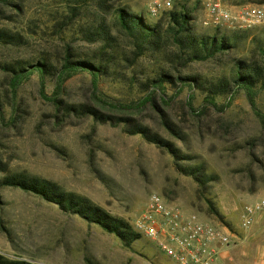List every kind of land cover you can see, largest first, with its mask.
Instances as JSON below:
<instances>
[{
	"label": "rangeland",
	"instance_id": "1",
	"mask_svg": "<svg viewBox=\"0 0 264 264\" xmlns=\"http://www.w3.org/2000/svg\"><path fill=\"white\" fill-rule=\"evenodd\" d=\"M26 1L25 14L16 18L15 23L0 17V28L23 32L30 40L22 48L0 47V65L16 59L42 58L59 65L68 45L82 52L94 49L77 41L72 31L57 34L54 15L59 9L58 0ZM127 3L134 11L157 19L148 13L151 0H127ZM220 70L217 61L192 68L193 72L208 75ZM7 80L0 69L2 92L8 91ZM48 84L52 86L50 81ZM65 88L68 101L92 103L88 75L75 76ZM100 92L118 101L142 96L137 90L112 80L102 82ZM47 93L51 95V89ZM19 96L24 109L22 121L17 128L0 126V150L10 169L54 181L66 191L90 198L130 224L143 212L150 196L160 194L185 215L241 235L239 226L244 207L264 199V126L243 96L224 115L210 111L201 118L192 116L185 106L186 93L170 108L173 120L190 135L185 146L188 152L206 160L218 178L205 192L192 179L176 171L169 154L138 136L126 135L119 127L96 124L85 118L57 121L52 104L40 96L37 76L21 87ZM202 100L199 94L197 106ZM260 106L264 110V96L260 98ZM3 112L9 120L10 105H5ZM135 116L166 135L151 112ZM206 200L216 204L223 221L210 215ZM149 248H154L153 244L143 238L133 253L114 236L65 214L57 206L20 190L1 192L0 254L10 259L31 264H89L86 258L90 257L92 264H156L155 258L148 254Z\"/></svg>",
	"mask_w": 264,
	"mask_h": 264
},
{
	"label": "trees",
	"instance_id": "2",
	"mask_svg": "<svg viewBox=\"0 0 264 264\" xmlns=\"http://www.w3.org/2000/svg\"><path fill=\"white\" fill-rule=\"evenodd\" d=\"M26 2L0 0V17L15 23L16 18L25 14ZM248 2L264 6V0ZM58 8L54 15L57 34L72 31L77 41L94 46V49L82 52L68 45L59 65L49 63L46 58L36 61L16 59L1 64L0 69L8 79V91L2 92L0 88V126L17 128L23 119L21 113L24 114L20 89L37 76L40 96L52 104L57 121L85 118L96 124L119 127L126 135L138 136L169 154L176 171L192 179L204 192L218 178L206 160L188 152L185 147L190 135L170 114V108L179 97L186 93L187 110L192 116L201 118L210 111L227 114L243 96L264 126V110L260 106V98L264 96V26L199 32L196 12L200 7L192 0L176 1L172 10L163 12L156 20L141 11H134L127 0H58ZM29 40L23 32L0 28L2 48H22ZM210 61H217L221 66L217 74L192 71L194 65ZM83 74L91 80L92 103H72L65 98L66 83ZM111 80L137 90L142 96L131 101H118L104 95L100 85ZM48 88L51 95L47 93ZM199 94L203 100L197 106ZM7 104L11 107L9 120L3 112ZM145 111L154 115L166 135L135 116ZM102 179L106 185V180ZM5 189L20 190L57 206L65 214L114 236L133 253H136V244L144 238L133 224L113 215L90 198L66 191L54 181L11 170L0 150V198ZM206 203L210 215L223 221L216 204L211 200ZM86 261L92 264L90 257ZM0 264L31 263L0 254Z\"/></svg>",
	"mask_w": 264,
	"mask_h": 264
},
{
	"label": "built area",
	"instance_id": "3",
	"mask_svg": "<svg viewBox=\"0 0 264 264\" xmlns=\"http://www.w3.org/2000/svg\"><path fill=\"white\" fill-rule=\"evenodd\" d=\"M176 1L151 0L148 13L159 18L173 9ZM204 12L202 25L215 30H245L264 25V6L248 0H192ZM230 5L239 6L233 12ZM264 211V199L244 207L240 229H249L257 214ZM134 229L147 238L175 264H214L222 247L234 245L239 237L226 227L204 223L187 216L177 206L169 204L160 194H152Z\"/></svg>",
	"mask_w": 264,
	"mask_h": 264
},
{
	"label": "crops",
	"instance_id": "4",
	"mask_svg": "<svg viewBox=\"0 0 264 264\" xmlns=\"http://www.w3.org/2000/svg\"><path fill=\"white\" fill-rule=\"evenodd\" d=\"M229 7L233 12H238L240 10L239 6L230 5ZM196 15L197 26L201 30L208 33H213L215 31V29L203 27L202 20L204 18V12L200 8L197 10ZM257 202L258 201L255 203ZM241 233V235L237 234L239 237L237 243L220 249L214 264H216L217 261L223 264H264V211L257 214L253 225L247 230H241ZM150 242L153 244L154 248H149L147 251L150 257L155 258L156 264H175L155 243L152 241Z\"/></svg>",
	"mask_w": 264,
	"mask_h": 264
}]
</instances>
